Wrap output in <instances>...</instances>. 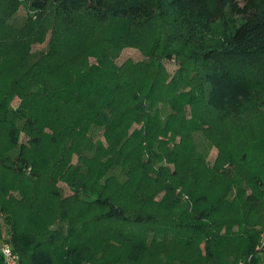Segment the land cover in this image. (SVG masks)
Returning <instances> with one entry per match:
<instances>
[{"label":"trees","instance_id":"obj_1","mask_svg":"<svg viewBox=\"0 0 264 264\" xmlns=\"http://www.w3.org/2000/svg\"><path fill=\"white\" fill-rule=\"evenodd\" d=\"M29 4L40 28L0 40V212L20 263L143 264L149 256L158 264H238L252 256L264 264L263 229L235 233L231 224L222 233L214 225L219 199L199 188L185 201L175 195L189 167L179 156L183 146L167 150L170 135L182 143L210 134V112L237 113L243 99L264 100V0ZM155 19H165L166 37L161 31L144 61L118 67V43ZM50 20L48 50L34 54L41 21ZM104 45L114 48L95 55V64L82 60ZM180 46L190 48L186 57ZM172 55L187 65L165 85L159 61ZM190 73L192 90L178 91ZM21 133L27 140L20 143ZM203 242V250L193 247ZM177 248L191 251L168 252Z\"/></svg>","mask_w":264,"mask_h":264},{"label":"rangeland","instance_id":"obj_2","mask_svg":"<svg viewBox=\"0 0 264 264\" xmlns=\"http://www.w3.org/2000/svg\"><path fill=\"white\" fill-rule=\"evenodd\" d=\"M1 18L5 22L3 27L0 26L1 41L14 38L26 26L40 28L39 14L30 9L29 0H0ZM41 23L44 30L43 39L41 42L33 43L30 47L31 51L37 55L48 50L54 29L51 20L41 21ZM118 25L115 22L112 27L114 26L113 28L116 29ZM134 26V30L126 35L128 39L121 40L118 43L120 52L114 59L118 67L144 61V51L153 45L154 40L159 37L161 31L163 32L161 36L166 37V34H164L165 26L167 27L165 19H155L148 26ZM168 35L169 33L167 37ZM106 47L104 45V48L98 50L93 47V50L91 49L92 54L87 52L82 60L87 59L89 65L95 64V55L108 52L109 50L106 49L114 48V46ZM179 49L185 52L184 57L190 52V48L180 46ZM183 61V58L178 59L175 55L159 61V70L164 74L163 82L165 85L170 83L177 74L183 73L184 68L182 69V67L187 65L183 64ZM190 70H192V66L188 67V71ZM183 76L184 78H182L181 83L177 84V88L179 91L184 87L183 90L188 92L192 89L186 85H193V82H197V79L192 76V73ZM163 88L164 85L161 90ZM170 90L168 92H171ZM18 104L19 99L15 97L10 106L13 110H16ZM185 110L186 116L189 118L190 107L187 105ZM210 113L208 116V121H210L208 132L212 130L210 134L206 135L207 132L205 134L196 133L186 140L182 136L184 141L182 143L179 136L174 138L170 135L169 137V140L172 141L167 142V150H174L178 146H183L179 156L183 166L189 167L185 169L184 166L186 172L182 175L179 186L176 184L175 195L179 194L180 198L185 201L188 198V190L199 188L208 195L211 202L219 199L224 206L214 225L217 224L218 226L215 227L220 228L222 233H225L228 230L227 226L231 224H233L232 231L235 233L250 228L264 229V222L262 224V221H264V100L246 101L243 99L241 109L237 113L228 115L220 111ZM135 127L134 125L133 128ZM94 139L102 141L105 145L102 133H96ZM26 140V136L21 133L19 142H25ZM192 148H195L196 153L201 157L195 158L190 152ZM76 162L77 158L73 156L72 163L75 164ZM169 167L173 168L172 165ZM58 185L62 189L63 195L69 196L72 194L64 183L60 182ZM171 196L174 198V194ZM243 199L245 200L242 202ZM0 226L3 237L9 240L8 228L5 226L2 217H0ZM260 236L261 232L258 238L259 246L261 244ZM193 247L203 250L204 242ZM189 251L191 249L177 248L168 252L172 253V256H177L186 255ZM230 259L233 261L232 258ZM158 262L155 257L148 256L143 264H158Z\"/></svg>","mask_w":264,"mask_h":264},{"label":"built area","instance_id":"obj_3","mask_svg":"<svg viewBox=\"0 0 264 264\" xmlns=\"http://www.w3.org/2000/svg\"><path fill=\"white\" fill-rule=\"evenodd\" d=\"M1 217V212H0ZM1 229V226H0ZM261 244L259 246V250L261 252L264 251V229L261 232ZM0 256L2 258V264H21L19 255L13 250L12 246L8 242V239L3 237V234L0 230ZM238 264H253L252 256L243 259L238 262Z\"/></svg>","mask_w":264,"mask_h":264}]
</instances>
